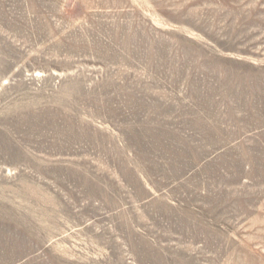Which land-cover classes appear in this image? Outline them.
Masks as SVG:
<instances>
[{
  "label": "rangeland",
  "instance_id": "1",
  "mask_svg": "<svg viewBox=\"0 0 264 264\" xmlns=\"http://www.w3.org/2000/svg\"><path fill=\"white\" fill-rule=\"evenodd\" d=\"M0 264H264V0H0Z\"/></svg>",
  "mask_w": 264,
  "mask_h": 264
}]
</instances>
